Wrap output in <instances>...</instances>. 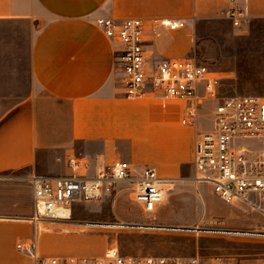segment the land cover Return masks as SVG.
Listing matches in <instances>:
<instances>
[{
  "label": "crops",
  "instance_id": "obj_1",
  "mask_svg": "<svg viewBox=\"0 0 264 264\" xmlns=\"http://www.w3.org/2000/svg\"><path fill=\"white\" fill-rule=\"evenodd\" d=\"M231 11L242 14L237 26ZM260 17L264 0H0V264H33L16 248V240L27 241L32 232L24 220L33 211L28 178L69 176L70 158L88 165L78 176L91 178L127 162L132 175L150 167L171 180V188L195 183V141L210 129L215 106L230 97L264 98V89L252 83L239 92L228 66L243 50L264 55L246 43L245 25ZM99 19L143 20L148 65L194 57L209 67L216 97L196 85L192 125L181 123L185 101L151 91L125 97L122 74L113 67L114 45L96 26ZM154 19L184 27H154ZM257 64L264 66V59ZM79 210L72 206V213ZM55 240L60 244L52 245ZM36 242L41 257L64 255V236L39 234Z\"/></svg>",
  "mask_w": 264,
  "mask_h": 264
},
{
  "label": "built area",
  "instance_id": "obj_2",
  "mask_svg": "<svg viewBox=\"0 0 264 264\" xmlns=\"http://www.w3.org/2000/svg\"><path fill=\"white\" fill-rule=\"evenodd\" d=\"M242 14L231 11L234 26ZM154 27L174 31L184 27L182 21L152 20ZM96 26L113 43V67L122 74L125 97L138 99L147 92H158L163 99L187 103L183 125L196 118V85L204 84L208 98L216 97L217 79L209 67L194 57L164 59L153 65L146 63L144 29L141 19H125L119 23L99 19ZM262 142L263 148L250 149L237 141ZM69 176L28 178L33 192V211L26 219L35 227L34 236L18 242L33 264H203L198 258L135 257L108 248L98 256L41 257L37 252L36 231L40 224L70 221L72 206L82 202H98L116 192H128L131 200L145 214H153L171 190V180L160 179L153 168L139 175L131 173L127 162H115L98 169L94 177L78 176L87 164L79 158L68 160ZM194 179L209 185L213 196L226 204L242 203L264 218V98L238 96L224 98L215 106L210 129L197 135L193 155Z\"/></svg>",
  "mask_w": 264,
  "mask_h": 264
},
{
  "label": "rangeland",
  "instance_id": "obj_3",
  "mask_svg": "<svg viewBox=\"0 0 264 264\" xmlns=\"http://www.w3.org/2000/svg\"><path fill=\"white\" fill-rule=\"evenodd\" d=\"M245 27L249 34L248 47L264 50V17L252 20ZM237 56L228 65L232 85L239 92L250 83L264 89V66L257 64L264 55L243 50ZM237 144L254 150L263 148L262 142L253 140H241ZM120 188L126 185H119L116 192L101 201L74 204V209L80 208L81 215L71 211L68 222L40 224L36 236H64V255L55 257L98 256L108 248H116L126 256L198 258L203 264L264 261V236L248 234L264 232V218L246 205L223 203L205 185L188 183L172 187L159 209L145 214L132 202L129 193ZM96 207L106 212L100 214ZM77 224L96 226L80 228ZM31 225L30 238L35 233ZM59 242L55 240L51 244Z\"/></svg>",
  "mask_w": 264,
  "mask_h": 264
},
{
  "label": "bare ground",
  "instance_id": "obj_4",
  "mask_svg": "<svg viewBox=\"0 0 264 264\" xmlns=\"http://www.w3.org/2000/svg\"><path fill=\"white\" fill-rule=\"evenodd\" d=\"M77 227H80V228H82V227H95L96 225H91V224H77L76 225ZM100 226V225H99ZM101 226H106V225H101ZM109 226H111V225H109ZM107 227V226H106ZM249 235H252V234H254V235H260V236H264V232H262V233H258V232H250V233H248Z\"/></svg>",
  "mask_w": 264,
  "mask_h": 264
}]
</instances>
